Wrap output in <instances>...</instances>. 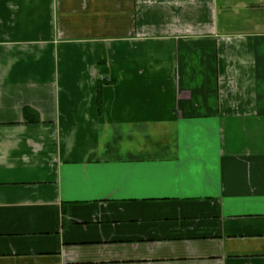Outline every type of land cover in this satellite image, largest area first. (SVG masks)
I'll list each match as a JSON object with an SVG mask.
<instances>
[{
	"label": "crops",
	"instance_id": "crops-1",
	"mask_svg": "<svg viewBox=\"0 0 264 264\" xmlns=\"http://www.w3.org/2000/svg\"><path fill=\"white\" fill-rule=\"evenodd\" d=\"M0 264H264V0H0Z\"/></svg>",
	"mask_w": 264,
	"mask_h": 264
}]
</instances>
